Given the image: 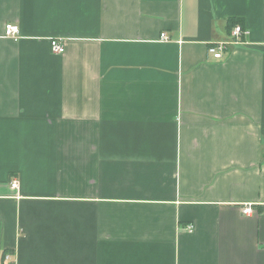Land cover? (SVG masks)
Returning <instances> with one entry per match:
<instances>
[{
    "label": "crops",
    "instance_id": "0c3cea01",
    "mask_svg": "<svg viewBox=\"0 0 264 264\" xmlns=\"http://www.w3.org/2000/svg\"><path fill=\"white\" fill-rule=\"evenodd\" d=\"M0 264H264V0H0Z\"/></svg>",
    "mask_w": 264,
    "mask_h": 264
},
{
    "label": "built area",
    "instance_id": "2783aa9c",
    "mask_svg": "<svg viewBox=\"0 0 264 264\" xmlns=\"http://www.w3.org/2000/svg\"><path fill=\"white\" fill-rule=\"evenodd\" d=\"M20 29L19 26L15 23H7L5 26L4 35L9 38H17L19 36ZM248 31L242 27L241 24L235 25L231 30L232 40L230 41H221L218 43H212L208 52L214 56L216 59H222L224 57V51L227 49L231 43H239L242 41V36L246 35ZM166 38L165 34H162ZM51 49L55 53H63L65 51V45L61 38H52L51 39ZM12 187H18V181L15 179L12 181ZM251 208L249 206L243 208L244 213H249ZM188 229H192V225L187 226Z\"/></svg>",
    "mask_w": 264,
    "mask_h": 264
},
{
    "label": "trees",
    "instance_id": "16d2710c",
    "mask_svg": "<svg viewBox=\"0 0 264 264\" xmlns=\"http://www.w3.org/2000/svg\"><path fill=\"white\" fill-rule=\"evenodd\" d=\"M230 22V27H234L235 25H237V24H242V20L241 19H239V18H232V19H230L229 20ZM243 27V26H242ZM244 28V27H243ZM232 30V29H231Z\"/></svg>",
    "mask_w": 264,
    "mask_h": 264
}]
</instances>
